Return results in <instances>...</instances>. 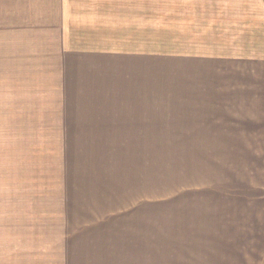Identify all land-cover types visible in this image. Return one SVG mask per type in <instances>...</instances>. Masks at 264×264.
Returning a JSON list of instances; mask_svg holds the SVG:
<instances>
[{
    "label": "crops",
    "instance_id": "1",
    "mask_svg": "<svg viewBox=\"0 0 264 264\" xmlns=\"http://www.w3.org/2000/svg\"><path fill=\"white\" fill-rule=\"evenodd\" d=\"M64 2L80 10L72 16H78L81 24L74 29L69 14L61 19L63 33L64 20L70 27L63 45L45 60L32 59L40 78L18 81V102L24 103L21 87L30 89L26 104H44L40 111L49 112L52 105L56 112L55 103L60 113L69 114L70 105L81 102L78 134L88 130L96 135L103 126L116 137L109 131L122 128V115L116 110L121 108L122 95L130 94L128 117L135 127L130 135L135 131L147 135L153 106L150 55L129 54L135 51L121 50L120 45H71L72 39L90 40L85 29L91 28L83 24V14L89 11L82 9L93 4L103 18L110 0ZM181 7L178 54L170 58L174 67L164 64L156 73L175 82L177 97V218L176 225L163 227L171 238L161 240V256H154L157 246L147 239L151 205L127 216L115 211L103 220L105 226L131 224V229H143L141 235L135 230L138 236L127 245L117 239L99 242L102 249L95 258L81 255L70 263L67 256L65 264H264V0H184ZM94 98L108 99L100 106L96 123L87 124L85 104H95ZM25 110L33 112L37 107L25 106Z\"/></svg>",
    "mask_w": 264,
    "mask_h": 264
},
{
    "label": "rangeland",
    "instance_id": "2",
    "mask_svg": "<svg viewBox=\"0 0 264 264\" xmlns=\"http://www.w3.org/2000/svg\"><path fill=\"white\" fill-rule=\"evenodd\" d=\"M183 1L110 0L103 18L93 4L82 9L89 11L83 14V24L91 28L85 29L90 40L72 39L71 45L91 42L135 51L129 54L147 51L153 65L152 125L146 127L147 135L139 131L130 135L135 129L130 121L134 119L128 117L130 94L123 93L116 110L122 115V128H111L113 137L103 126L96 135L88 130L78 134L81 102H73L69 114L60 113L53 102L56 112L52 105L49 112L40 111L44 104L27 105L30 89L22 87L24 103L18 102V81L40 78L32 59L45 60L63 45L70 27L64 20L63 33L61 19L69 14L75 29L81 23L72 13L79 9L64 0H0V264H65L67 256L70 263L81 255L95 258L102 249L97 243L117 239L127 245L143 231L135 228L137 235L131 224L105 226L106 216L115 211L127 216L149 204L147 239L157 246L154 256H161V240L171 238L163 227L176 225L177 218V97L175 82L156 73L164 64L174 67L170 58L178 54L183 11L178 5ZM78 34L84 39L82 32ZM96 34L101 39L94 40ZM107 99L85 104L87 124L96 123ZM25 106L37 110L26 111ZM61 243L68 247L60 248Z\"/></svg>",
    "mask_w": 264,
    "mask_h": 264
}]
</instances>
